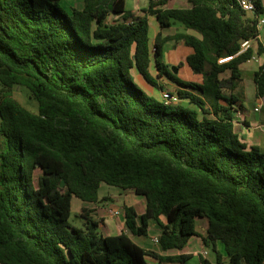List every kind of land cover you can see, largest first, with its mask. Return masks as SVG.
Instances as JSON below:
<instances>
[{"label": "trees", "instance_id": "16d2710c", "mask_svg": "<svg viewBox=\"0 0 264 264\" xmlns=\"http://www.w3.org/2000/svg\"><path fill=\"white\" fill-rule=\"evenodd\" d=\"M62 1L0 0V263L184 264L192 254L162 255L134 240L156 224L164 252L198 235L216 264H264V151L237 131L241 65L264 46L218 62L258 35L264 0H253L254 12L238 0H149L144 15L127 0H83L71 12ZM148 15L162 30L178 21L199 35L161 31L152 47ZM171 39L193 48L186 63L203 82L183 81L164 63ZM153 56L192 105L165 104L137 84L134 68L157 84ZM254 81L263 97L264 64ZM15 85L29 88L38 112L13 96ZM101 183L146 200L143 212L123 205L121 233L101 232L87 207L84 228L70 222L74 196L109 198ZM198 218L208 221L204 234Z\"/></svg>", "mask_w": 264, "mask_h": 264}, {"label": "crops", "instance_id": "0c3cea01", "mask_svg": "<svg viewBox=\"0 0 264 264\" xmlns=\"http://www.w3.org/2000/svg\"><path fill=\"white\" fill-rule=\"evenodd\" d=\"M148 6H149V4H147L145 6L135 5L133 7H129L128 6V0H127V9L131 10L134 15H144L146 13L145 9ZM148 19H149V27H150V44L152 47H154L156 37L158 36V34L161 31L163 33V36H166L167 34H173L176 32H188V33L198 34L195 30L188 29L184 24H182L181 22H178V21H172L171 26L162 30L157 18L154 15H148ZM262 44L264 46V36H262ZM192 52H193V48L189 45H186L183 41H176L174 39H171L164 44L163 61L165 64L169 65L170 69L172 67H177L178 70L180 68H182V69L186 70L188 73H191L190 71H192V73L196 74V76L194 75L195 80L192 82L201 83V82H203V79H204L203 74L192 70L188 66V64L186 63L187 56L189 54H191ZM257 55L260 58V60L257 62L258 63L257 69H258L262 64H264V52L262 54H257ZM152 58L153 59H152L149 71L153 77L156 75L159 77V70H158L157 65H156V60H155L154 56ZM257 69H255L253 71V75H252L253 81H254V72ZM241 70H242V68H241ZM132 73H133V77H135L134 79L141 85V87L148 94L156 97L159 100H162L163 91L168 90V91L177 92V89L179 88V85L177 84V82H175L173 79H171L169 77L168 78L171 81H173L177 86V88L175 90L165 87V83L163 81L159 82L157 80V84H153V83L149 82L137 68H134ZM164 76L165 75L160 76L159 78L162 79V78H164ZM242 77H243V70H242ZM178 78H179V76H178ZM180 79L183 81H186V82H190L189 80L182 79L181 77H180ZM252 79H250V82L252 81ZM241 86L244 89V96H245L246 84H245L244 77H243ZM255 99H256L255 102H249L247 100V98L245 100V97H244V109L242 111H240L237 115V120H238L237 131L240 134L241 138L249 146L256 145L264 151V96L259 97L257 95L256 86H255ZM180 103L186 104V105H192L188 100H184V99H182ZM258 106L260 108L259 111L255 110V108ZM123 193L124 194L121 195L124 197L123 200H120V199L114 200V198L112 196H108L109 198H107L103 204H102V202H98V203H88V202L83 203V202H81L79 205H80V208L87 207V208L92 210L91 215L96 220L99 221V227H100V229H102V230H100L101 232H103L105 234H118V233H121V232L126 230L125 229V216L123 213V205L124 204L134 205L138 209L139 212H143L146 209V200L143 196L135 193L133 190H124ZM111 201L120 203V208L115 209V210H120V212H121L120 214L113 215L111 213V210H114V209H111L108 207L109 206L108 204ZM102 211H105L107 213L109 212V214L104 213V218H103L101 216ZM162 220L164 222H167V219L165 216H162ZM199 222H201L200 226L198 225ZM152 225H155L157 227L156 224H152ZM207 227H208L207 219H205V218H198L197 219V229L199 232L204 234ZM159 233L151 236L152 242L155 243L157 245V247H155V246L145 247L143 245L142 246L147 248V249H152V250L158 251L162 255H169V254L176 255V254H182V253H190L193 255L196 253L200 256V264H204L202 261V257L207 258L209 260L210 264H216V254L212 253V247L211 246H207L204 244L201 236L196 235V237L198 239V241H197L198 246L195 249L186 250L187 249L186 247H188V245H189L188 244L182 250H173V251L164 252L161 250L159 243H157L155 241V238L159 236ZM191 240H190V242H191ZM221 245L222 244H218V247L220 248V250H223V247ZM203 251H207L208 254L204 255ZM147 259L151 264H180L178 262L160 263L157 259H155L153 257H147ZM184 264H188V263L185 262Z\"/></svg>", "mask_w": 264, "mask_h": 264}, {"label": "rangeland", "instance_id": "374dc122", "mask_svg": "<svg viewBox=\"0 0 264 264\" xmlns=\"http://www.w3.org/2000/svg\"><path fill=\"white\" fill-rule=\"evenodd\" d=\"M63 5L66 7L67 10H69L70 12L72 11V9L74 7H79L82 6L83 4V0H63ZM149 4V0H128V6L129 7H133L135 5L137 6H145ZM174 4L176 6H187L189 5V3L187 2V0H175ZM173 4V5H174ZM263 36H264V30H263ZM255 47L258 48V43L255 42ZM258 61L255 59H250L247 62H244L241 66L242 70H243V77L245 79V84H246V91H245V100L247 98V100L249 102H255V82L252 79V75H253V71L255 69H257L258 67ZM172 72H174L176 75L179 76V78L181 77L182 79H186L189 80L190 82L194 81V75L196 76L195 73H192V71H190L191 73H188L186 70L180 68L179 70L177 69V67H172L170 69ZM224 75H227V73H224ZM156 80L163 81L165 83V87L169 88V89H173L175 90L177 88L176 84L171 81L167 75L164 76V78L160 79L157 75L154 76ZM204 77V76H203ZM135 78V77H134ZM250 79H252V81L250 82ZM136 81V80H135ZM137 82V81H136ZM137 84L141 87V85L137 82ZM242 85V83H241ZM2 84L0 83V91L2 89ZM225 91H229V90H225ZM13 96L21 103L23 104L25 107H27L28 109H30L33 112H38V101L36 99H34V97L32 96L31 91L29 90L28 87L24 86V85H15L13 87ZM195 107H197L195 105ZM198 108V107H197ZM199 109V108H198ZM202 112V111H201ZM3 142H2V137L0 136V150L3 148ZM41 171L38 170L37 173L39 174ZM124 190L121 187L115 186V185H110L107 183H101V186L99 188V194L101 197L103 196H112L114 198V200H123L124 197L121 196ZM106 200V199H105ZM100 201L102 202V204L104 203V201ZM81 202H85L83 200H81L80 198L74 196L73 197V201H72V213H71V217H70V222L73 225L79 226V227H85L86 225V218L85 216L82 215L81 212L83 211V208H80V203ZM109 208L111 209H119L120 208V203L119 202H109L108 204ZM101 216L104 218V213L109 214V212H105L102 211L101 212ZM102 218V219H103ZM201 222L198 223V225L200 226ZM100 229V227H99ZM102 230V229H100ZM161 233V229L155 225H151V229L148 235L146 236H133L134 240L138 243H140L141 245L145 246V247H152L155 246L157 247V245L155 243L152 242L151 236L155 235L157 233ZM159 233V234H160ZM198 236V235H197ZM192 239V240H191ZM191 242L189 243L188 247H186V250H191V249H195L198 244H197V237L193 236L191 238ZM222 246V245H221ZM212 253H214L212 251ZM213 255V254H212ZM188 264H200V256L198 254H193L191 255V257L189 259H187L186 261ZM1 264V263H0Z\"/></svg>", "mask_w": 264, "mask_h": 264}, {"label": "built area", "instance_id": "2783aa9c", "mask_svg": "<svg viewBox=\"0 0 264 264\" xmlns=\"http://www.w3.org/2000/svg\"><path fill=\"white\" fill-rule=\"evenodd\" d=\"M238 2L242 6V8H244L248 12H254L256 10V4L253 0H238ZM257 27H258L259 33L256 37L244 40L241 44L240 50L237 53L232 54V55L222 56L218 59V62L220 64L229 62L233 58H235L236 56L246 52L251 47L252 44H255V42L262 43V36H263V30H264V14H262L260 16L259 21L257 23ZM252 59H255L257 61L260 60V58L257 54H255ZM181 100H182L181 96L176 92H171V91L165 90L162 93V101L165 104H168V105L179 104L181 102ZM255 110L259 111L260 110L259 106L256 107ZM111 213L113 215H118L121 212H120V210H111ZM155 241L157 243H159V237H156ZM203 254L207 255L208 252L203 251Z\"/></svg>", "mask_w": 264, "mask_h": 264}, {"label": "water", "instance_id": "95a60500", "mask_svg": "<svg viewBox=\"0 0 264 264\" xmlns=\"http://www.w3.org/2000/svg\"><path fill=\"white\" fill-rule=\"evenodd\" d=\"M64 185H65V180L62 181V186H64Z\"/></svg>", "mask_w": 264, "mask_h": 264}]
</instances>
